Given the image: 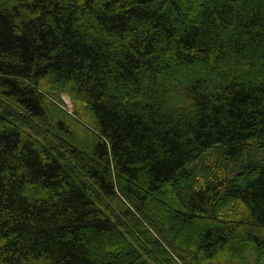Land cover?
<instances>
[{
  "label": "trees",
  "instance_id": "obj_1",
  "mask_svg": "<svg viewBox=\"0 0 264 264\" xmlns=\"http://www.w3.org/2000/svg\"><path fill=\"white\" fill-rule=\"evenodd\" d=\"M227 259L264 264V0H0V264Z\"/></svg>",
  "mask_w": 264,
  "mask_h": 264
},
{
  "label": "rangeland",
  "instance_id": "obj_2",
  "mask_svg": "<svg viewBox=\"0 0 264 264\" xmlns=\"http://www.w3.org/2000/svg\"><path fill=\"white\" fill-rule=\"evenodd\" d=\"M60 97H58L60 99L59 103L62 104V107L64 109H66L68 112H73L74 111V105L71 101V99L69 98L68 95L64 94H60ZM56 98V99H58ZM79 119V118H78ZM82 143H85L84 141H82ZM80 149L81 145H80ZM124 249L122 248V246L118 245L116 251H123ZM225 264H234V261H232L231 259H227L226 261H224Z\"/></svg>",
  "mask_w": 264,
  "mask_h": 264
}]
</instances>
